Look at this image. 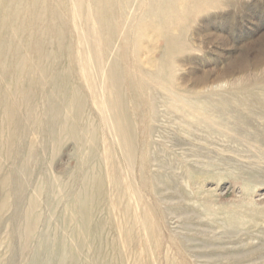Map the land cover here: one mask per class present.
Here are the masks:
<instances>
[{
	"label": "rangeland",
	"instance_id": "374dc122",
	"mask_svg": "<svg viewBox=\"0 0 264 264\" xmlns=\"http://www.w3.org/2000/svg\"><path fill=\"white\" fill-rule=\"evenodd\" d=\"M109 1L101 4L106 12L112 7L128 19L120 29L124 79L136 91L142 88L135 96L127 92L131 103L138 101L128 109L137 150L129 176L143 194L140 208L149 210L156 225L144 250L135 244L129 251L119 233L109 234L115 254L126 252L125 264L135 258V264H264V0ZM151 54L160 62L154 74L139 63ZM82 93L92 112L84 88ZM32 135L40 156L29 159L28 172L19 169L15 154L0 157L2 174L14 170L24 194L18 202L12 182L0 191V264L33 258L57 264L59 254H49L54 243L64 238L74 244L64 221L72 205L40 197L35 185L40 167L43 174L70 176L75 146L64 141L52 154L44 139ZM79 158L87 161V149ZM104 183L108 195L94 218L119 220L120 209L108 208L111 182ZM30 196L37 198L41 217L22 252ZM38 244L42 252L35 251ZM80 255L95 264L90 254Z\"/></svg>",
	"mask_w": 264,
	"mask_h": 264
},
{
	"label": "bare ground",
	"instance_id": "6f19581e",
	"mask_svg": "<svg viewBox=\"0 0 264 264\" xmlns=\"http://www.w3.org/2000/svg\"><path fill=\"white\" fill-rule=\"evenodd\" d=\"M102 1L110 2L0 0V157L16 158L19 169L28 172L29 159L40 156L30 134L44 139L52 154L70 140L77 155L70 176L43 174L40 167L42 173L35 185L40 197L72 205L64 221L68 222V235L74 244L61 238L53 241L57 248L47 252L59 254L57 264H87L81 252L88 257L90 254L95 264H125L126 252L123 254L121 249L115 254L111 234L119 233L129 251L135 244L144 250V241L153 235L156 226L149 210L140 208L143 194L129 176L137 150L135 123L128 109L138 106L137 100L131 103L130 99L142 88L136 91L134 84L124 79L125 39L120 29L121 25L125 29L128 19L114 13L112 7L106 12ZM117 40L119 47L115 48ZM151 56L139 59V63L150 65L154 74L160 62ZM83 88L92 112L87 109ZM85 149L88 158L84 163L79 157ZM143 157L141 154V161ZM42 162L40 166L48 167L47 161ZM2 171L0 164V191L12 182L19 202L24 194L18 174L13 170L5 176ZM105 181H110L113 188L108 208L120 209L116 221L94 218L108 195ZM38 207L37 198L30 196L21 227L22 252L29 249L28 241L40 220ZM41 250L38 244L35 251ZM51 261L45 260L44 264ZM36 263L34 258L27 262Z\"/></svg>",
	"mask_w": 264,
	"mask_h": 264
}]
</instances>
